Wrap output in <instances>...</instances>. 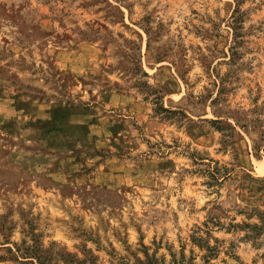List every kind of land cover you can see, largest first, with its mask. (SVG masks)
I'll use <instances>...</instances> for the list:
<instances>
[{
	"label": "rangeland",
	"instance_id": "rangeland-1",
	"mask_svg": "<svg viewBox=\"0 0 264 264\" xmlns=\"http://www.w3.org/2000/svg\"><path fill=\"white\" fill-rule=\"evenodd\" d=\"M0 264H264V0H0Z\"/></svg>",
	"mask_w": 264,
	"mask_h": 264
}]
</instances>
